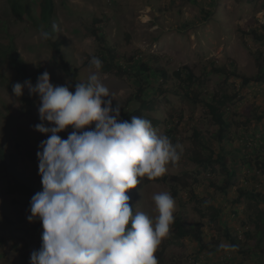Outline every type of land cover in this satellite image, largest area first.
I'll list each match as a JSON object with an SVG mask.
<instances>
[{
	"label": "rangeland",
	"instance_id": "374dc122",
	"mask_svg": "<svg viewBox=\"0 0 264 264\" xmlns=\"http://www.w3.org/2000/svg\"><path fill=\"white\" fill-rule=\"evenodd\" d=\"M38 2L24 0L30 6L32 21L28 17L13 15L9 1L0 0V42L14 43L27 67L29 78L26 80L33 85L37 80L34 74L44 71L50 74L52 84L68 85V78L61 70L59 53L48 39L41 38V29H46L38 15ZM54 3L53 25L56 30L52 43H58L69 66L78 69L80 81H85L91 72H96L90 66V59L93 55L97 57L103 44L90 33L94 18L98 23L93 26L100 28L99 34L104 36L105 44L113 47L118 56H134L153 68L167 71L165 79L159 78L153 83L160 89L155 94L154 108L146 112L145 119L151 121L159 133L167 136L169 126L177 124L174 135L176 144L182 146V150L178 149L180 158L168 165V171L163 176L177 175L189 187H179V184L177 196H172L171 181L156 182L148 181L147 177L141 178L136 188L127 190L134 212L142 211L154 216L152 195L167 191L175 200L174 214L179 213L187 223H192L200 219L194 211L195 199H190L189 190L192 189L198 197L218 207L222 222L232 234L243 240L247 226L243 227L242 223L248 219L252 202L247 198L234 201L240 189H255L264 196V121L252 126V119L247 132H257L248 139L240 135L242 130L238 131L235 121H243L240 116L245 112H251V115L254 112L264 113V82L240 87V82L234 78L224 82V76L206 71L213 64L227 69L234 64L242 74H255V58L259 51L264 53V39H254L247 32L256 28L262 33L259 26L264 24V0H54ZM182 66H188L204 80V84L185 90L178 87L172 72ZM97 74L119 105L124 104L136 89L128 75L119 77L101 70ZM24 81L8 62L0 63V148L6 155V173L0 175V264L18 263L22 250L32 252L41 245L40 232L32 229L26 219L30 215L32 195L9 191L13 181L7 174L10 163L19 177L28 183L32 180L34 189L38 192L42 190L38 162H33L26 151L36 156L38 144L49 134L34 129V125L41 123L38 95L30 96L27 87L22 89L23 94L19 97L12 92L14 83L23 84ZM191 90L198 92L197 100H208L214 93L238 92L227 110V115L232 116L233 126L230 138L224 142L223 153L227 168L234 172V177L226 192L216 191L210 186V181L221 184L224 174L220 171H201L189 160L193 129L200 131L201 138L214 151L219 150V145L210 139L216 126L211 123L202 103L191 101L194 97ZM44 123L45 126H52L47 121ZM72 130L69 125L58 135L66 139ZM258 207L264 210V202H260ZM201 222L206 242L212 240L213 245L217 241L218 246H227L228 243L219 237L218 232L211 230L206 219H201ZM246 224L251 228L249 223ZM255 241H245L243 249L249 250L245 256L231 248L199 251L196 242L187 238L170 243L165 237L157 250L166 245L162 254L163 264H264V235L260 245Z\"/></svg>",
	"mask_w": 264,
	"mask_h": 264
},
{
	"label": "clouds",
	"instance_id": "9594fccd",
	"mask_svg": "<svg viewBox=\"0 0 264 264\" xmlns=\"http://www.w3.org/2000/svg\"><path fill=\"white\" fill-rule=\"evenodd\" d=\"M40 35L50 38L43 29ZM90 66L96 72L76 82L73 91L52 84L47 71L35 85L30 80L12 85L16 97L24 87L38 95L41 123L34 129L49 134L36 152L42 190L31 197L26 219L39 220L43 231L29 264H159L155 252L174 222L175 200L170 192L154 193L152 216L134 212L127 190L141 178L165 175L182 146L148 119H120L121 107L112 105L97 74L103 62L93 55ZM69 125L73 130L62 139L58 133Z\"/></svg>",
	"mask_w": 264,
	"mask_h": 264
},
{
	"label": "trees",
	"instance_id": "16d2710c",
	"mask_svg": "<svg viewBox=\"0 0 264 264\" xmlns=\"http://www.w3.org/2000/svg\"><path fill=\"white\" fill-rule=\"evenodd\" d=\"M10 11L13 15L18 18H30L32 21L33 16L31 15V11L29 9V5L24 3V0H8ZM38 15L40 20L45 24V29L50 33V38L48 39L51 42V45L54 47L55 51L59 53L60 56V64L61 70L64 72L66 77L68 78V85L71 91L74 90V86L76 82H83L78 79L77 76V68L70 67L67 60L63 57L58 43H52V35L54 33L53 30V17L55 15V3L54 0H39L38 2ZM98 20L94 18L93 25L98 23ZM92 25L90 29V33L95 38L97 42H103L98 52L97 57L103 62V67L100 69L104 73H113L116 76H124L128 75L132 81L135 83V91L131 96L125 100L124 104L119 105L118 102L113 98L112 105L120 106V119L122 120H130L132 115L140 116L145 118L146 112L151 111L155 104V94L159 91L160 86L157 87L156 84L154 86L153 83H156L159 78L162 80L167 77V71L160 68H153L148 64V62L140 61L138 58L131 57H120L115 52L113 47L105 44V38L102 34H99L100 28H96ZM259 29L262 30V33L258 31V29L248 30V34L252 36L254 39L262 40L264 39V24H260ZM245 32V31H244ZM258 56L255 58L256 63V72L253 75H245L237 71L234 64H232L231 69H227L224 66H215L214 64L211 66L209 71H206L208 74L216 73L224 76V82H226L229 78H234L239 81L240 87L247 86L251 83H261L264 82V53L258 52ZM125 62H122V61ZM8 62L17 72V74L22 78V80H26L29 77L27 76V67L23 59L19 56L14 43L12 41L8 43L0 42V63ZM86 64V62H84ZM206 74V73H205ZM40 74L36 72L34 77H38ZM172 76L178 82V87L185 90L188 87L195 86L201 87L204 84V80H202L199 76H196L192 70L188 66H182L181 68H177L172 72ZM192 89V88H191ZM191 92H193L191 90ZM194 97L191 101L195 103L201 102L207 115L210 117L211 123L216 126V129L211 133L210 139L214 140L219 145V150L216 152L213 148L207 144L200 135V131L197 129H193L190 141H191V150L189 155V160L195 164L197 168L201 171L209 170L210 173H220L225 175V178L221 184L210 181V186L220 192H226V190L233 184L232 179L234 177V172L227 168L226 159L224 156V142L228 141L231 135V127L233 126L232 116L227 115L228 105L231 104L235 98L238 96V92H233L228 94L226 92L214 93L208 100H197L198 92H193ZM185 95H189L186 93ZM234 115L238 116L237 113ZM244 119L243 121H235L236 128L240 131L241 128V136L244 138H252L256 135L255 131L247 132L249 128V124L254 120L255 125H259L263 123L264 113L254 112L251 115V112L242 113L240 118ZM147 118V117H146ZM153 124H156V121L153 120ZM94 126V122H93ZM176 130L177 124L174 126H169V130L167 131L168 136L170 137L173 144L177 143L176 139ZM246 133V134H245ZM258 137V136H257ZM261 142V141H260ZM26 154L30 156V159L33 162H38L36 156L31 154L30 151H26ZM264 165V164H262ZM218 166V168H216ZM199 170V171H200ZM6 173V155L3 149L0 148V175ZM7 174L11 177L13 184L9 186V191L18 192V193H29L32 196L38 191L35 190L33 184H31L32 180L24 181L23 178L19 177V174L16 170L10 167ZM177 175H171L170 177L162 176L156 178L154 180L148 181H156V182H167L171 181V194L172 196H177L178 185L179 187L188 188L189 185L186 182L180 181ZM194 181H198L194 179ZM190 199L194 197L196 206H194V211L197 215H199V220H194L192 223H187L186 218L183 217L179 213L174 214V222L170 226V232L168 234V238L170 243H174L177 240L181 239H190L199 247V251L213 250L220 251L226 249H233L238 254L246 255L249 253L243 249V245H245V241L250 239L256 240L255 243H259L262 240L264 235V210L258 207L260 202H264V196L260 191H256L255 189L246 190L240 189L238 190L237 200L234 202H238L240 198H247L249 202H252V210L248 214V219L242 223V226H247V229L243 232V240L238 237L236 234H232L229 230L228 226L225 222H222L220 216V209L213 204L209 203L205 198L198 197L192 189L189 190ZM132 204L131 200L129 201ZM250 207V206H249ZM31 215V213H30ZM201 219H206L211 230L217 231L220 238L224 239L228 244L225 247L218 246V242H214L212 244V240L209 242L205 241V234L203 231V223ZM31 223V228L38 230L40 232V241H41V233L43 231L42 224L39 220H34ZM246 223L251 225V228L248 227ZM243 226V227H244ZM257 238V239H256ZM255 247V246H254ZM166 249V245L163 244L159 250H156L155 256L158 259L159 264H163L162 254ZM252 249L250 250V252ZM30 254L28 250H22L20 252V261L18 263L13 264H29ZM165 263V262H164Z\"/></svg>",
	"mask_w": 264,
	"mask_h": 264
}]
</instances>
